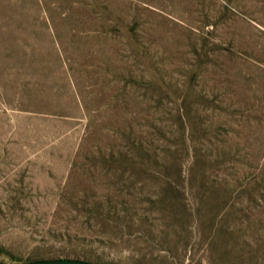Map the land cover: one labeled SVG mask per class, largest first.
I'll return each instance as SVG.
<instances>
[{"label": "rangeland", "instance_id": "obj_1", "mask_svg": "<svg viewBox=\"0 0 264 264\" xmlns=\"http://www.w3.org/2000/svg\"><path fill=\"white\" fill-rule=\"evenodd\" d=\"M264 264V0H0V264Z\"/></svg>", "mask_w": 264, "mask_h": 264}, {"label": "water", "instance_id": "obj_2", "mask_svg": "<svg viewBox=\"0 0 264 264\" xmlns=\"http://www.w3.org/2000/svg\"><path fill=\"white\" fill-rule=\"evenodd\" d=\"M25 264H95V263L82 259L50 258V259H38Z\"/></svg>", "mask_w": 264, "mask_h": 264}, {"label": "trees", "instance_id": "obj_3", "mask_svg": "<svg viewBox=\"0 0 264 264\" xmlns=\"http://www.w3.org/2000/svg\"><path fill=\"white\" fill-rule=\"evenodd\" d=\"M72 259H79V258H72ZM31 261H34V260H31ZM31 261L23 262V263H20V264H25V263H28V262H31ZM89 262H91V261H89ZM92 263H95V262H92ZM95 264H98V263H95Z\"/></svg>", "mask_w": 264, "mask_h": 264}]
</instances>
